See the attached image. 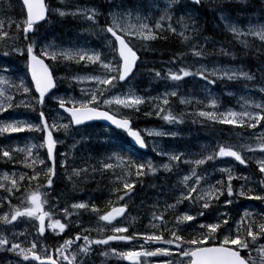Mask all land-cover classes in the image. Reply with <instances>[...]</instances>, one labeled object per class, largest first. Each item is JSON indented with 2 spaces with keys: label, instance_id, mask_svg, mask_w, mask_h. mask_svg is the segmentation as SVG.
Listing matches in <instances>:
<instances>
[{
  "label": "snow or ice",
  "instance_id": "6c2138e0",
  "mask_svg": "<svg viewBox=\"0 0 264 264\" xmlns=\"http://www.w3.org/2000/svg\"><path fill=\"white\" fill-rule=\"evenodd\" d=\"M64 0H61L63 3ZM195 5L202 3V0H191ZM179 3V0H164L163 7L161 8V15L158 21L155 22L154 29L144 20L147 17H142L135 10L118 14H111L110 22H106V26L100 29L102 39L108 42L111 61L105 62L102 60L101 53L94 50L89 52L84 49L79 50H50L54 49L52 45L42 46L37 51V46L29 33L36 31V25L39 22L46 20L49 13V9L46 6L44 0H22V13L23 19L19 22H9V29L15 28L14 32L4 30V22L0 20V41L10 40L11 43L7 44V51H4L3 55L8 56L11 53H15L19 56H24L26 60V67L28 73H30L31 81L25 83L23 79L17 78L19 83H16L12 79L8 78L11 73V69L5 66L0 69L4 75H0V114L7 112L9 109L26 107L33 110L39 105V121L32 123L26 119H12L11 122L0 121V136L4 134L14 133H40V144H29L24 148L12 147L8 148L0 146V158H3L6 163L15 162L14 152L24 153V160L22 163L27 168H33V165H43L39 170L33 168L30 174H21L19 181L23 182L26 178L31 184L32 181H39L41 176L45 177L44 182L37 183L36 190L28 193L21 205L17 206L12 204V196L15 192L20 191V185L17 179L10 177L7 173L4 174L3 180L9 181L11 187L5 184H0V188H3L8 193L5 199L8 201L9 212L0 215V230L12 231L13 236L16 235L14 231V222L20 217L28 218L30 221H38V225H33L36 228L38 237H43L46 232V228L52 229L56 235H61L67 224L61 223L60 219L52 220V213L44 210V205L48 202L47 197L49 193L47 191L42 192L41 189H51L53 187V177L56 176V145L60 143L58 138L54 137V133L64 130L67 134L71 129L78 128V126L86 124L90 121H106L113 125L116 129L122 130L128 137L134 142L140 149L148 147L144 135L138 129H134L130 119L126 117L118 118L117 115L110 111L109 106L116 105L123 109H130L136 112L140 111V106L148 102H155V106L151 112H145V115H156L163 119L167 123H183V119L173 115L171 110H166L164 106L169 105V96H176L178 89V82L184 80V78L193 76L198 77L200 80L205 81L206 85H215L217 79L235 80L238 78H244L246 80H252L254 77L247 72L242 71H225L222 69L213 68L212 71H208L205 68L198 69L196 72H192L189 68L180 67L178 71L168 69L165 74L161 71L152 70L154 72V78L170 80L177 82L173 86V90L166 91L162 97H144L139 96L131 91L127 94H116L113 92L118 86L126 81L133 73L137 66V62L140 59L138 50L135 49V45L132 42V38H138L144 41H152L160 38L159 30L164 29L171 31L173 34L177 33L176 27L172 24L173 7ZM159 7V5H156ZM60 16H65L66 11L57 9ZM76 15H81L92 25H96L97 11L95 8L77 9ZM133 16L135 23L132 22ZM223 19V17H222ZM182 30L179 35L183 37L184 41H188L190 37L185 35L189 30V25L183 22V17H180ZM229 30L236 35H252L257 37L262 44H264V25L255 26L250 25L247 32H243L235 25H228ZM195 31V29H192ZM110 34V35H109ZM26 41V45L21 47V42ZM246 43V42H245ZM225 55L228 53L221 49ZM192 54L195 57H202L204 53L197 50L196 46H192ZM87 62L91 64H99L100 67L106 70L105 75H88L81 77L79 75L73 76V79L79 83H83L85 80L94 82L95 87L92 89L81 88V95L83 99H68L66 97L49 96V93L53 92V89L57 87V81L55 79V69L52 65L46 63V60H51L53 64H56L59 60ZM171 63L175 64L176 59H173ZM87 66V64L85 65ZM215 77V79H213ZM33 86L35 93L33 95ZM16 88L17 91L22 92V95L27 99H21L20 101L13 103L15 97L9 94L8 90ZM261 91H264V85H261ZM111 93L110 96L105 97V93ZM48 97L55 99L58 102L59 109L68 114L70 119L67 123L52 120L49 122L48 114L44 111L45 98ZM264 99V98H262ZM181 103H190L186 99H181ZM68 105H71L70 107ZM101 105L104 107L102 108ZM207 108L213 109V111L201 110L198 115L206 118L215 123L231 125L238 128L256 129L264 121V102L255 103L254 101H245L242 105L241 111H224L217 112V101L212 99ZM256 109L258 111H253ZM164 113L163 115H161ZM64 117H61L63 120ZM148 137H163L169 135V133L159 130H145ZM175 135V133H172ZM259 143L253 147L246 145L248 152L264 153V135L257 137ZM34 148H46L45 158H40L37 153L33 156ZM153 151L159 156H167L169 163H165L162 167L172 172L178 164H194L196 167L191 168L190 174L183 176V187L178 190V196L176 198L175 205H168V207L175 208L177 205L182 204L184 201H188L192 208L178 213L175 217V223L169 226L165 220L163 214H153V220L160 221V225L151 223L152 228L162 227L168 232L166 238L163 232L153 233H137L133 232L129 235H116L118 233H128L129 228L127 226L114 225L111 231L115 234L103 236L101 238L90 239L89 236H81L77 234L74 239H65L62 244L53 246V255L49 254L47 247L43 246L41 242L36 239L31 243L30 247H22L20 243L15 240L0 235V250L13 253L20 257L15 262L9 261V264H32V262H38V264H89V257L93 249V245H108L111 241H125L131 242L134 239H142L144 244L140 245V250H128L117 251L112 249V253L118 257L129 260L132 264H145L141 257H168L162 262V264H264V221L257 222L252 219L253 213L245 211L243 216L239 220H232L230 214L221 210L218 207L220 198L223 196V206L225 209L228 206L233 205L235 198H243L246 200H255L264 202V159L258 160V172L262 174L259 177L250 179L249 176L234 175L233 169L227 166H220L219 172L226 174L224 177L217 179L215 184L208 183L207 188L201 187V181L207 183L206 177L208 175L207 169L203 173H198L197 168L212 162L215 166L216 161L223 160L224 158H232L239 165L245 167L248 166L249 160L242 155L241 151L230 145H220L218 149H214L205 155H201L195 160L188 159L185 153L180 152H166L160 149L154 142ZM65 156V160L61 161L60 167H69L67 162V153H62ZM31 158V163L28 162ZM116 160L119 161V165H126V176L130 177L135 170L137 178L147 175L148 172H155V168L151 161L138 162L131 156L127 159L120 155H116ZM183 158V159H182ZM111 159V157L109 158ZM49 161L51 163H49ZM175 162V163H173ZM117 165V166H119ZM114 165L110 162L103 164L105 170L112 169ZM147 170V171H146ZM88 169H76L72 168V173L79 176L82 172H87ZM71 179V177H69ZM243 180L244 183L236 188L233 186V180ZM191 180V183L189 181ZM218 185V186H217ZM252 185V186H249ZM256 185L259 186V191L256 189ZM136 187V181L126 179L123 182V194L118 196L120 201H124L127 196L131 199L132 190ZM199 189V191H198ZM120 191V189H117ZM197 193L194 197L192 194ZM43 197V199H42ZM215 202V203H214ZM2 206V201H0ZM127 202L119 207H113L110 212L99 215V220L106 221L108 224H112L118 216L124 215L127 210ZM73 209H87L89 204L84 202H74L71 204ZM209 208H215L216 215L213 213V221L208 223L199 222L198 218L203 217L206 213L205 210ZM92 212H97V208L92 206ZM66 216L68 215V209L64 208ZM51 220L49 224H45V219ZM193 221H197L193 224ZM231 221V223H230ZM57 229L59 231H57ZM223 229V231H221ZM87 231V230H85ZM185 233H188L185 235ZM23 235V233H21ZM83 239L84 244H76L77 241ZM38 244H41V250L37 252ZM76 245V251L71 255L67 253L70 250V246ZM160 245L155 248L145 247V245ZM167 245L168 247H164ZM242 252H246V255H242ZM255 253V255H253ZM102 255L107 256L108 252L101 251ZM55 255L56 258H53Z\"/></svg>",
  "mask_w": 264,
  "mask_h": 264
},
{
  "label": "trees",
  "instance_id": "16d2710c",
  "mask_svg": "<svg viewBox=\"0 0 264 264\" xmlns=\"http://www.w3.org/2000/svg\"><path fill=\"white\" fill-rule=\"evenodd\" d=\"M71 0H46L49 9L48 20L45 24L37 26L36 32L32 34V39L41 38L43 41H52L56 44H73V43H88L93 48L102 49L106 44L100 34V29L106 26V22L109 21L108 11L116 4L127 0H79L80 2H87L93 8L100 11L96 17V25H92L81 15H69L60 16L54 12V9L64 8ZM132 3H138L139 0H130ZM148 3H152L153 17L151 18L152 26L159 20L161 15V8L163 7L164 0H145ZM160 2V3H158ZM156 5H159L157 7ZM258 6V7H254ZM214 0H202L199 5L191 4L186 0H179L173 9L172 24L176 27L177 33L173 34L171 31L164 29L159 30L160 38L153 40L147 44L148 51L138 50L141 55V63H148L156 71H161L162 74L166 73V69L173 70L180 67L189 68L192 72H196L202 63L208 59L211 63L221 65H238L244 67L251 72L255 78L253 81L249 80H219L217 79L215 85H206L205 81L200 80L198 77L189 76L184 80L178 82V89L176 96H169V105L164 106L166 110H171L173 115L183 119V123H167L163 119L156 115H145V112H151L155 106V102H148L142 105L139 112L130 111L122 115L129 117L132 121L134 128L141 130L144 127H164V128H176L179 133V139L182 141V147L180 151L189 154L188 159L195 160L201 155H205L208 152L218 149L220 145H230L240 150L242 155L249 160L248 166L239 165L238 162L232 160V165L235 170L239 172L247 173L249 178H256L261 176L258 172V164L256 158L253 157L254 152H248L245 148L246 145L255 147L259 141L258 136L264 135V121L256 129L238 128L231 125L219 124L207 120L206 118L198 115L199 111H213L211 108H207L206 105L211 102L212 99L217 101V108L215 110L224 111L228 108H238L242 104V96L249 94L250 90L256 89L261 85H264V44L252 37H243L241 39L236 38L231 33L220 29L218 26L206 21L208 12H213ZM232 9V10H231ZM226 11H238L244 13L241 16H251L254 20H264V4L260 0H235L232 7L226 9ZM180 17H183V22L189 25V30L185 33L190 39L184 41L183 37L179 35L182 30ZM23 19L22 7L20 0H0V20L4 22V30L14 32V25L12 29H9V22H19ZM195 29L193 31L192 29ZM243 41H248L247 44H242ZM208 43L207 46L201 47L203 43ZM10 40L0 41V65L17 69L23 74L26 83H29L27 75L26 60L24 56H19L15 53H11L8 56L3 55L4 51H7V44H10ZM26 41L21 42V47L26 45ZM195 45L197 50L204 53L202 57H195L192 54V46ZM201 47V48H200ZM153 49V50H152ZM224 49L228 54L225 55L221 51ZM189 62L184 64L178 62L182 53H189ZM176 59V63L171 61ZM48 64L52 65L55 69V78L57 81V90L72 91L73 94L78 93L77 83L72 80V77L85 70V65L82 62L59 60L56 64H53L51 60H47ZM141 65H139L135 77L146 81L140 92L144 97H162L166 91L173 90L174 84L165 79L154 78V72L143 73L141 71ZM213 79H215L213 77ZM67 83L69 86L64 87L62 84ZM116 91V90H115ZM260 91L255 90L254 95H259ZM33 95L34 92H33ZM111 93H105V97L110 96ZM15 102L21 99H27L23 96L16 95ZM181 99H186L190 103H181ZM44 111L49 105V100L46 101ZM13 115L27 118L32 123L39 121V105L36 109L26 107L13 108ZM162 113L161 115H163ZM79 132H74L78 131ZM35 138L40 142V133H32ZM61 135L63 137V144L58 146L59 151H65L67 153V162L69 167L62 168L59 165L57 168L56 179H53V187L47 189L51 194L54 192L61 199H80L88 197L89 208L82 211L83 216L82 223L95 222L99 220V215L106 214L114 206L123 205L127 202L129 213L135 215V222L129 225V231L126 235L133 232H140L138 226H144L145 223L141 222V213L145 207L155 202H170L174 199V196H178V190L183 187L181 171L183 172L190 164H178L172 172H165L161 170V167L156 164V156H150L151 150L142 152L130 145L127 136L119 131L104 128L99 124L87 125L80 129H73L72 132H68L63 135L61 131L55 133V135ZM41 154L45 155L44 148H40ZM119 152V154H118ZM116 155H120L127 159L131 156L138 162L151 161L155 172H148L147 175L140 176L139 178L133 174L128 177L125 175L127 172L126 165L114 164L113 161ZM113 157L112 159H109ZM40 158H45L41 156ZM230 158V157H229ZM226 159V158H224ZM110 162L114 165L112 169L105 170L103 164ZM175 163V162H173ZM218 161L214 166L212 162L200 166L197 171H207L216 175L217 179L224 177L226 174H220L218 170ZM119 165V166H117ZM192 166L196 167L194 164ZM72 168L76 169H88V171L82 172L79 176L72 173ZM147 171V170H146ZM67 172L70 174L68 175ZM235 175V173H233ZM71 177V179H69ZM126 179L136 181V187L132 190L131 199L125 197L124 201H120L118 196L123 194V182ZM40 182L45 181V177L41 176ZM216 180L214 181V183ZM241 180H233V186L238 188ZM8 187L10 185H7ZM29 186V185H28ZM27 186V187H28ZM218 186V185H217ZM252 186V185H249ZM26 187V188H27ZM24 187H20V192L26 190ZM120 189V191H117ZM256 189L259 191V186L256 185ZM6 192L0 188V201L2 206L0 208H8L3 200ZM194 197L195 193L192 194ZM22 196H17V203H20ZM186 202V201H185ZM90 203H93L97 208V212H92ZM215 203V202H214ZM244 205H253V208L248 210L253 213L252 219L257 222L264 221V210L261 208L264 203L255 200H246L243 198H235L233 205L228 206L227 211L232 220L243 216L245 212L242 209ZM59 211H55L53 215L56 219H62V222L67 224L65 231L57 236L53 231H50V238L47 241L51 244L53 240H59L62 238L73 239L72 232L69 224V219L72 216V212L68 209V215L66 216L63 209L57 208ZM51 212V211H50ZM205 215L201 217L204 223L213 221V213L218 215L214 211V208L205 210ZM239 214V215H238ZM165 220L171 226L174 222L172 219L174 216L170 212L165 213ZM173 221V222H172ZM158 221L157 225H160ZM231 223V221H230ZM58 231V230H57ZM157 233L163 232L165 237H168V232L162 227L156 228ZM223 231V229H221ZM188 233H185L187 235ZM57 236V237H56ZM83 236V235H82ZM59 237V238H58ZM64 239V240H65ZM62 241V239H61ZM81 239L79 242H82ZM110 259L104 263H109Z\"/></svg>",
  "mask_w": 264,
  "mask_h": 264
},
{
  "label": "rangeland",
  "instance_id": "374dc122",
  "mask_svg": "<svg viewBox=\"0 0 264 264\" xmlns=\"http://www.w3.org/2000/svg\"><path fill=\"white\" fill-rule=\"evenodd\" d=\"M260 1L264 4V0H260ZM234 2H235V0H214V6L212 8L213 12H208L207 14H205L206 21L210 22L211 24H213L215 26H218L222 30H225V31L231 33L236 38L241 39L243 37H252V38H255L258 41H260L257 37L252 36V35H236L229 30V27H226V24L235 25L238 29H240L241 31L246 33L250 25H255L257 27L260 25H264V20H262V21L261 20L260 21L254 20V18L252 16H241L244 14L242 12L237 11V14L236 13L233 14L232 11L225 12V13L219 12L223 8L229 9L230 7H232ZM158 3H160V2H158ZM254 7H258V6L254 5ZM88 8H93V7L88 5L87 2H80L79 0H71L70 2H68V4L64 8H57V9H61V10L66 11V13H68V14H66L65 16H69V15H76L73 13H76L77 9H88ZM151 8H152V3H148L145 0H139L138 3H136V2L132 3L130 0H127V1H124L121 3L119 2V3H116L108 11L109 21L111 20L110 13L111 14H118V13L124 12L125 10H128V11L135 10L142 17L146 16L147 19L144 20V22L148 23L154 29V26H152V24H151V18L153 17V12H152ZM57 9H54V12L56 14H58V12L56 11ZM96 11H97V14L100 13V11L98 9H96ZM250 15H252V14L250 13ZM222 17H223V19H222ZM241 17L246 18V21H244ZM132 22L135 23L134 16H133ZM36 29H37V27H36ZM154 31H155V29H154ZM37 32L39 33V30H37L36 33ZM29 36L32 37V34H29ZM33 40L36 43L37 51H39V49L45 45L54 46V49H50V50H56V51H59V50H73V51H75V50H79V49H84L86 51L91 52L94 50L95 52L101 53L102 60H105V62L111 61V52H110L108 42H106V41H104V44H106V45L104 47H102V49H98V48H93L88 43L56 44V43H54L52 41H48V40L43 41V40H41L40 37L37 39H33ZM152 41H144V40H141L138 38H132V42L135 45V49L136 50L140 49V50L145 51V52L148 51L147 44L149 42H152ZM242 44L245 45V44H247V42L245 43V41H243ZM207 45H208V43L204 42L201 45V47L207 46ZM190 51H192V49ZM190 51H189V53H186V52L182 53L181 57L178 59V62H180L182 64L189 62ZM82 63L84 65L87 64V66H85L86 67L85 70L78 72L75 75H79L81 77H84V76H88V75H105L106 74V70L103 69L102 67H100L99 64H91V63H87V62H82ZM139 65H141L140 69L143 73L148 74V73L153 72L152 70L154 68L152 66H150L148 63H143V62L141 63L140 62ZM2 68H4V67L0 65V69H2ZM8 68H10V67H8ZM199 68L200 69L205 68L208 71H212L213 68L222 69L225 71H242V72H247L250 75H252L251 72L246 70L244 67H241L238 65H221V64L218 65L216 63H211L208 59H206V62L202 63ZM10 69H11V73L9 74L8 78L12 79L16 83H19V80L17 78H20V79H23L24 82L26 83L22 73L17 71V69H12V68H10ZM168 69H170V68H167L166 72L168 71ZM173 71H178V70L173 68ZM0 75H4V73L0 72ZM254 79L249 80V81H253ZM72 80H74L73 77H72ZM219 80H227V79L224 78V79H219ZM235 80H246V79L238 78ZM74 81L77 83V88H78L77 94H73L72 91L60 92L56 88V90L53 92V93H55V97H66L68 99H72V98L83 99L85 97H83L81 95L80 89L81 88L92 89L95 87L94 82H90V81L85 80L83 83H79L76 80H74ZM145 82L146 81L144 80V77L140 81V79H138L137 77L134 76L126 85L118 86L116 89L113 90V92H115L116 94H127L129 91H131L132 93H134L136 95L143 96V94L140 92V89L142 91L145 90V89H142ZM62 85L64 87L69 86L67 83H65V84L63 83ZM0 87H3V86H0ZM255 90H259L260 94L257 96L254 95ZM8 92H9V94L13 95L15 98H17L16 97L17 94L20 95L22 93L20 91H17L16 88H11L8 90ZM53 93L50 96H53ZM55 97H53L52 99H49V98L46 99V101L49 100V105H47V107L45 109V113L48 114L49 122L51 123L52 120L55 119L59 122L67 123L69 119L66 117V115L63 112H61L59 110L58 102L55 99ZM262 98H264V91H261V86H260L256 89L250 90L249 94H247L246 96H242L241 97L242 104L238 108H228L224 111H241L242 105L245 103V101H254L255 103H261V102H264V99H262ZM16 100L17 99H15L13 101V103H16L15 102ZM69 106H71V105H69ZM101 107L103 108L104 106L101 105ZM141 107H142V105L140 106V108ZM109 108H110V111L117 116L122 115V114L127 113V112H130V111H133L130 109L120 108L116 105L109 106ZM252 110L258 111L256 109H252ZM215 111L224 112V111H218V110H215ZM61 117H64V119L61 120ZM12 119H26V120H28L26 117L22 118V117L14 116L12 109H9L7 112H3L2 114H0V121L7 120L8 122H11ZM73 129H71L69 132H72ZM146 129L147 130L164 131V132L169 133V135L163 136V137H148L145 133ZM60 131L62 132L63 135H66L64 130L61 129ZM79 131L80 130L74 131V132H79ZM141 131L145 135V137L147 138L148 146L150 147V150L152 153L150 156L152 157L153 155H155L156 156L155 161H156V164L158 165V167L160 166L161 170L168 173V171H166L162 167L163 164L169 163L167 156L157 155L156 152L153 151V144L155 142L160 149H163L166 152L185 153L183 151H180L181 147H182V144H181L182 141L179 139V136H180L179 131L176 128H171V127L164 128V127H154V126L144 127L141 129ZM57 132H55V133H57ZM172 133H175V135H172ZM55 138H58L60 141V143H58V146L63 144V137H61L60 134L57 135ZM29 144H40L39 140L37 138H35L32 133H29V132L14 133L11 135L4 134L3 136H0V146H5L8 148L18 146V147L24 148ZM39 149L40 148H34L33 149V156H36L37 153L39 154L40 157L45 156V155L41 154ZM62 153H65V151L64 150L63 151L57 150V152H56V159L59 161V165L61 164V161L65 160V156L62 155ZM254 153L255 154H253V157L256 158V161H258L260 159H264V153L259 152V150H257ZM118 154H119V152H118ZM13 155L15 157V162L6 163L3 158H0V184L10 185L9 181L3 180L4 174L7 173L8 176L17 179L20 187L26 188L29 185L24 192H20L17 195L19 197L22 196L20 203H17V200H16L17 199L16 194L18 192H15L14 195L12 196V204L17 205V206H22L21 205L22 200L25 199V197L28 193L36 190V185H37V183H40V181H32L31 184H29V182L26 178L23 182H20L19 176L21 174H30L33 171V168H35L36 170H39L41 167H43V165L36 164V165H33V168H27L22 163V161L24 160V156H25L24 153L14 152ZM186 156L190 157L189 154H186ZM112 158L113 157H111V159ZM111 161H113V163L115 165L119 164V161H117L116 158H114V160H111ZM28 162L31 163V158H29ZM218 163H219L218 168L220 166L231 167L233 169V173H235V175H237V176H240V175L248 176L247 173L239 172V170L234 169V166L232 165L231 158L218 160ZM57 165H58V162H57ZM59 165L57 166V168L59 167ZM193 167L194 166L190 165L189 167H186V169H184L183 172L181 171V178L183 179L184 175L190 174V170ZM197 172L203 173L201 171H197ZM57 173L58 172L56 169V176H57ZM207 173H208V175L206 177L207 183L205 181H201V187L202 188H207L208 183L215 184L214 181L217 180V177L215 174H213L209 171H207ZM67 174L70 175L68 172H67ZM220 174H222V173L219 172V175ZM56 176L54 177V179H56ZM189 183H191V180L189 181ZM243 183H244V181L241 180L240 185ZM9 187H11V185ZM238 188H239V186H238ZM1 189H3V188H1ZM41 191L44 192V191H47V189H41ZM198 191H199V189H198ZM47 192L49 193V195L47 197L48 202L44 205V210L45 211H51V213H52L51 219L52 220L56 219V218H54L55 216L53 215V213L55 211H59L57 208H60V209L67 208L70 211H73L72 212L73 214L69 219V222H70L69 226H70L71 230L74 231V232H72V236H71V237H73V239L77 234H79L81 236L87 235V236H89L90 239H96V238H101L103 236L112 235V234H115L111 231V229L114 225H117V226L122 225V226H127L129 228V225L135 222V220H134L135 215L130 213V214L126 215L124 218L118 219L117 221L112 222V224H108L106 221H101V220L100 221L96 220L95 222L90 221V222L83 224L82 218L84 215L82 216L81 212L86 210V209H73V208H71V204L74 202H84V203L89 204L90 200L88 197L80 198V199H71V198L70 199H61V198H58V196L56 194H54V192H52V194L49 191H47ZM7 195H8V193H6L2 197H3L4 202L8 206V201L5 199V197H7ZM195 195H197V193H195ZM176 198H177V196H174V199H171L170 202L164 201V202L152 203L150 205V207H148L147 209H144L141 213H139V215L142 216L140 221L145 223V227L144 226H138V228L140 229V232H138V233L156 232L155 231L156 228L151 227V223H155V224L158 223V221L153 220V214L165 215L166 212H170L174 215V216H172L173 217L172 219L174 220V222L173 221L172 222L174 224L175 223V217L178 213H181V212H183L185 210H189V209H191L192 211H195V208H192L189 205L188 201H186V202L184 201L182 204L177 205L175 208L168 207V205H175L176 204ZM42 199H43V197H42ZM224 199H225V197L222 196L220 198V202L218 204V207L221 210L224 209V206L222 203ZM90 206H94V204L90 203ZM9 211H10L9 207L8 208H0V215H3L4 213L9 212ZM214 211L216 212L215 208H214ZM216 213H218V212H216ZM240 217L241 216H239V218H237L235 220H239ZM62 219H60L61 223H63ZM198 221L203 222V219L201 217H199ZM50 222H51V220H49L48 218L45 219L46 225L49 224ZM192 223L196 224L197 221H193ZM34 224L38 225V221H30L28 218L20 217V218H18V220L16 222H14V231L16 233L15 236H13L12 231H2V230H0V235H3L5 237L9 238L10 240H15L16 242L20 243L22 247H26V248L30 247L31 243L34 240L38 239L43 246L48 248L49 251H50V249H53L54 245L58 246L59 244L63 243V241L65 239V238H63V236L61 238L62 241H61V239H60V241L59 240H56V241L53 240L51 244L47 241V238H50V236H49L51 234L50 231H52V229H50V228H46V232H45V235L43 237H38L37 232H36V228L33 227ZM85 230H87V231H85ZM21 233H23V235H21ZM116 235H126V233H118ZM41 244H38L37 252H39L41 250ZM83 244H84V242L80 243V245H83ZM141 244H144V241L142 239H134L131 242H125V241L117 240V241H111L108 245H99V246L93 245L92 247H93L94 251H92L90 254L89 264H129L126 259H123L122 257H118V256L114 255L112 253V249H116L117 251H128V250H132V249L139 251ZM158 246H160V245H152V244L145 245V247H151V248H155ZM164 247H168V246L164 245ZM76 250H77L76 245H74L72 247V252H75ZM102 250L108 252V255L107 256L102 255L101 254ZM72 252L70 253V255L72 254ZM107 258L110 259L109 263H104L107 261ZM18 259H20V257L14 255L13 253H9V252L0 250V264H9V261L15 262ZM166 259H169V258L168 257H162V256L161 257H148V258L141 257V260H143L145 263H148V264L162 263ZM32 264H35V263L32 262Z\"/></svg>",
  "mask_w": 264,
  "mask_h": 264
},
{
  "label": "water",
  "instance_id": "95a60500",
  "mask_svg": "<svg viewBox=\"0 0 264 264\" xmlns=\"http://www.w3.org/2000/svg\"><path fill=\"white\" fill-rule=\"evenodd\" d=\"M21 1V3H22V0H20ZM190 2H191V0H189ZM44 2H45V4H46V1L44 0ZM46 6H47V4H46ZM47 19H48V15H47V18H46V20H44V21H41V22H39V24H43V23H45L46 21H47ZM39 24H37V25H39ZM29 34H31V33H29ZM139 55V54H138ZM140 57V56H139ZM140 60V59H139ZM139 60H138V62H139ZM46 62V61H45ZM138 62H137V64H138ZM47 63V62H46ZM137 67V66H136ZM136 70V68L134 69V71ZM134 71H133V73H134ZM133 73H132V75H133ZM29 74V78H30V81H31V76H30V73H28ZM131 75V76H132ZM130 76V77H131ZM129 77V78H130ZM128 78V79H129ZM127 79V80H128ZM126 80V81H127ZM126 81H124V82H126ZM123 82V83H124ZM56 89V88H55ZM55 89H53V91L55 90ZM33 90H34V86H33ZM34 92H35V90H34ZM37 96H38V93H35ZM51 93H49V95H50ZM45 100H46V98H45ZM70 107V106H69ZM62 112H63V110L62 109H60ZM65 115H67L68 116V114L67 113H65V112H63ZM70 118V117H69ZM95 122H99V123H102V124H104V125H107V126H109V127H112V128H114V129H116L113 125H111V124H109L108 122H106V121H100V120H97V121H90V122H87L86 124H83V125H80V126H78V127H81V126H84V125H87V124H91V123H95ZM116 130H119V129H116ZM120 131H122V130H120ZM128 137V136H127ZM128 139H129V141H130V143H131V145L132 146H134L135 148H137V149H139V150H141V151H147V147L146 148H144V149H140V148H138V146H136L135 144H134V142L131 140V138L130 137H128ZM46 149V148H45ZM55 152H56V149H55ZM51 163V162H50ZM127 213V210H126V212L124 213V215ZM124 215H122V216H118L117 218H121V217H123ZM129 261V260H128ZM131 262V261H130Z\"/></svg>",
  "mask_w": 264,
  "mask_h": 264
},
{
  "label": "flooded vegetation",
  "instance_id": "af4514ba",
  "mask_svg": "<svg viewBox=\"0 0 264 264\" xmlns=\"http://www.w3.org/2000/svg\"><path fill=\"white\" fill-rule=\"evenodd\" d=\"M260 202H261V201H260ZM263 203H264V202H263ZM261 208L264 210V205H263ZM261 242H264V240H262ZM50 254L53 255V251H51ZM241 254H242V255H246L247 253H246V252H242ZM253 255H255V253H253ZM54 258H56L55 255H54ZM64 264H67V263H64ZM145 264H148V263H145ZM151 264H162V263H151Z\"/></svg>",
  "mask_w": 264,
  "mask_h": 264
},
{
  "label": "bare ground",
  "instance_id": "6f19581e",
  "mask_svg": "<svg viewBox=\"0 0 264 264\" xmlns=\"http://www.w3.org/2000/svg\"><path fill=\"white\" fill-rule=\"evenodd\" d=\"M219 12H224V13H225V12H229V11H226V9L223 8V9H222L221 11H219ZM232 13H233V14H234V13L237 14V11H234V12L232 11ZM233 14H232V15H233ZM250 16H251V15H250ZM241 18H242L244 21H246V18H244V17H241ZM245 42H248V41H245ZM147 208H148V205L145 207V209H147Z\"/></svg>",
  "mask_w": 264,
  "mask_h": 264
}]
</instances>
